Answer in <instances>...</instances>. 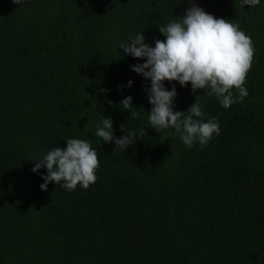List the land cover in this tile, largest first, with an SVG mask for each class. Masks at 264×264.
Instances as JSON below:
<instances>
[{
	"label": "trees",
	"instance_id": "1",
	"mask_svg": "<svg viewBox=\"0 0 264 264\" xmlns=\"http://www.w3.org/2000/svg\"><path fill=\"white\" fill-rule=\"evenodd\" d=\"M194 5L239 24L254 59L249 95L228 109L207 87L163 82L176 88L174 111L198 97L205 122L220 125L206 146L187 148L175 129L151 127V81L132 71L146 58L119 47L140 33L154 47L166 40L159 27ZM194 5L0 0V264H264V0ZM104 117L115 138L134 132L135 143L115 150V139L96 137ZM68 138L97 152V181L42 190L47 169L33 172L35 159Z\"/></svg>",
	"mask_w": 264,
	"mask_h": 264
},
{
	"label": "clouds",
	"instance_id": "2",
	"mask_svg": "<svg viewBox=\"0 0 264 264\" xmlns=\"http://www.w3.org/2000/svg\"><path fill=\"white\" fill-rule=\"evenodd\" d=\"M15 2L19 4V0ZM189 3L194 5V0H189ZM259 4L260 0H242V6ZM159 30L166 40H156L154 47L145 43L143 33L129 37V41L119 47L134 58H146L145 63L132 66V71L151 81L150 89H146L149 103L153 105L148 115L149 124L158 132L175 129L187 148L196 142L206 146L213 135L220 134L216 118L205 122L198 97L187 112L174 111L176 88L167 90L163 82L178 81L181 86L191 83L194 92L207 87L210 89L208 95L214 94L225 109L243 102L249 95L245 83L254 59L252 39L239 24L229 19H218L196 5L189 7L183 18L175 19ZM132 84L133 81L129 80L128 87ZM233 90L239 95L234 96ZM132 101L131 96L124 98L120 102L122 109H131ZM136 115L132 111V116ZM94 135L108 143L115 139V150H118L133 145L136 133L129 132L122 138H115L112 119L104 117L96 125ZM35 160L39 162L33 167V172L47 169V175L43 176L45 183L40 185L42 190H47L51 182L58 184L63 181V187L72 191L78 185L87 189L97 181L98 154L84 139L68 138L66 148L56 147Z\"/></svg>",
	"mask_w": 264,
	"mask_h": 264
},
{
	"label": "rangeland",
	"instance_id": "3",
	"mask_svg": "<svg viewBox=\"0 0 264 264\" xmlns=\"http://www.w3.org/2000/svg\"><path fill=\"white\" fill-rule=\"evenodd\" d=\"M212 14V13H211ZM212 15H214V14H212ZM215 17H216V15H214ZM217 18V17H216Z\"/></svg>",
	"mask_w": 264,
	"mask_h": 264
}]
</instances>
